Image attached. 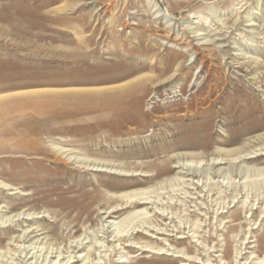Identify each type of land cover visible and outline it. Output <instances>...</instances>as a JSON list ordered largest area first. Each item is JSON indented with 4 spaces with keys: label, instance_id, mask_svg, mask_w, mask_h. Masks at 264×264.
I'll list each match as a JSON object with an SVG mask.
<instances>
[{
    "label": "rangeland",
    "instance_id": "374dc122",
    "mask_svg": "<svg viewBox=\"0 0 264 264\" xmlns=\"http://www.w3.org/2000/svg\"><path fill=\"white\" fill-rule=\"evenodd\" d=\"M0 182L79 264L264 261V0H0ZM2 221L0 264H43Z\"/></svg>",
    "mask_w": 264,
    "mask_h": 264
},
{
    "label": "bare ground",
    "instance_id": "6f19581e",
    "mask_svg": "<svg viewBox=\"0 0 264 264\" xmlns=\"http://www.w3.org/2000/svg\"><path fill=\"white\" fill-rule=\"evenodd\" d=\"M156 5H158V4H155V6ZM92 8L93 9H98L99 7H96L95 5H93ZM156 11H157L156 12V16H164V15L168 14L166 11L162 10L159 5L156 8ZM193 32L194 33H197V31H193ZM199 34H201V33H197L194 36L199 35ZM206 40L204 42H206ZM187 155L188 154H184V156L183 155L182 156L185 157ZM221 162L222 161L219 158H215V161L212 162V164H220ZM204 165H206V164H204ZM204 165L200 166V163H197V164H194V165L193 164L190 165L189 163L188 164L185 163V164H183L181 166L180 165H178V166L181 169H186V172H183V170H180L179 172H182V173H185V174H190L191 176L197 177V176H201L203 174H210L211 171L209 172V167L207 166L208 168H206L204 170L203 169ZM214 172L215 173H218L219 170L217 169ZM200 181L201 180L198 179L196 182H193V181H191V182H192V184H197L198 185V183H200ZM201 185L202 186H205L204 183H201ZM0 186L9 187V186H7V184H4L2 182H0ZM148 200H149V197L147 196V197H140L139 199L137 198V199H134V200H129V202L133 206H137V205H144V204L149 203ZM0 207H3V206H0ZM1 211L2 210L0 209V213H1ZM113 212L114 211H111L110 213H113ZM134 215H144L145 216L146 213L144 212V210H140V211L135 212ZM44 217H45V215H42L39 212H37V213H35V212H33V213H26L25 211L24 212L21 211V212H18V213L9 215V216H4L3 213L0 215V218L3 220L2 222H4L3 225H5V222H8V221L9 222H15V221H18V220H22V221H28V222L30 221L31 222V224L28 225V227L21 229L20 233L18 235H15V237H14L15 240L14 241H16L17 243L21 242L22 245L25 242L26 243L30 242L29 246H32L31 247L32 249H35L36 248L37 249L36 252H40L42 250V248H44V247H42L40 249L39 248L40 245L46 246L45 247L46 248L45 253H47V254L42 259V262H44L43 264H45L46 262H47L46 264H79L78 262L83 263V261L85 259L84 257L86 255L88 256V254L91 253V249H92L91 247H95V249H96V245L95 244L96 243H99V242H95L94 244H92L91 241H88V244H87V242L84 241V239H86L85 237L83 239H81V240L79 239L80 241L79 240H77V241L74 240V243L73 244L72 243H70V244H66L65 243L64 244V248H65L64 251L63 250H60V247H56L54 249L51 246V244H46V240H45L46 239V235L45 234H46L47 231H46L45 227L40 226V225H36V223H37L36 221L38 219L44 218ZM26 225L27 224H25V226ZM107 227L110 228L111 225L110 226H107ZM108 228L105 229L106 233H108V231H109ZM148 230H150V229H148ZM123 231H125V230L120 231V233H117L114 236L116 238V245L121 246L118 249H124L126 247L127 248H136V247H138L136 244H140V243L139 242H136L135 241L136 239L134 240V237H131L132 236V233L130 235H128V233H129L130 230L128 232H124V233H123ZM42 235H44V236H42ZM69 238L70 237H68V240H69ZM112 244L113 243H111V245ZM100 247H104V245H101ZM100 247H98V248H100ZM141 247L143 249V247L146 248L147 246H140L139 248H141ZM115 248L113 247V250L114 251H115ZM22 250H24V248ZM104 250L105 251L106 250H109V248L104 249ZM145 250L146 249H143V251H145ZM179 254H176V256H179L180 257L182 255V254L181 255H179ZM64 255H66V256H64ZM87 259H88V257H87ZM124 262H125V260H121V261H119L117 263L118 264H123ZM181 264H185V263L184 262H181ZM259 264H264V261L261 260L259 262Z\"/></svg>",
    "mask_w": 264,
    "mask_h": 264
}]
</instances>
